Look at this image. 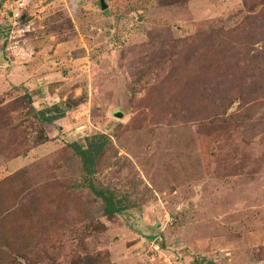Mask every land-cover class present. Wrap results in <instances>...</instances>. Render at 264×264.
I'll use <instances>...</instances> for the list:
<instances>
[{"label": "rangeland", "instance_id": "obj_1", "mask_svg": "<svg viewBox=\"0 0 264 264\" xmlns=\"http://www.w3.org/2000/svg\"><path fill=\"white\" fill-rule=\"evenodd\" d=\"M13 1L0 262L264 264V0Z\"/></svg>", "mask_w": 264, "mask_h": 264}, {"label": "trees", "instance_id": "obj_2", "mask_svg": "<svg viewBox=\"0 0 264 264\" xmlns=\"http://www.w3.org/2000/svg\"><path fill=\"white\" fill-rule=\"evenodd\" d=\"M36 115L39 117V121L42 124H52L58 119L63 117V112L59 110V108L54 105V107L46 108L42 110L35 111ZM57 112V113H55ZM73 150L80 156L83 170L85 171L86 175L90 176L95 171V164L97 160V151L94 150L92 147L87 146L86 148H82L81 145L77 143L71 144ZM89 188L91 189L92 193L100 198L104 204V213L107 215L117 214L123 211V206L121 205L120 201H118L114 194L108 190H101L96 188L91 182L88 183ZM89 264H111L107 259L104 260L103 256L100 253L87 256ZM10 258L5 259L4 261L0 262L7 264V261ZM194 264H200L198 261H194ZM207 264H215L213 262H208Z\"/></svg>", "mask_w": 264, "mask_h": 264}, {"label": "crops", "instance_id": "obj_3", "mask_svg": "<svg viewBox=\"0 0 264 264\" xmlns=\"http://www.w3.org/2000/svg\"><path fill=\"white\" fill-rule=\"evenodd\" d=\"M19 0L13 1V4L15 2H18ZM7 2V4L11 5L10 0H0V71L3 69L7 70V67L9 71H6L8 74V83L14 84V85H20L22 82L26 81V75L22 71V66L15 63L9 64L6 59L4 58V54H7V51L10 48V43L6 42L10 38L8 35V31H10V20H11V13L10 11H6L8 9V5H3V3ZM7 8V9H5ZM11 11L13 9H10ZM11 32V31H10ZM2 83V80H0Z\"/></svg>", "mask_w": 264, "mask_h": 264}, {"label": "water", "instance_id": "obj_4", "mask_svg": "<svg viewBox=\"0 0 264 264\" xmlns=\"http://www.w3.org/2000/svg\"><path fill=\"white\" fill-rule=\"evenodd\" d=\"M119 116H121L120 114H118Z\"/></svg>", "mask_w": 264, "mask_h": 264}]
</instances>
